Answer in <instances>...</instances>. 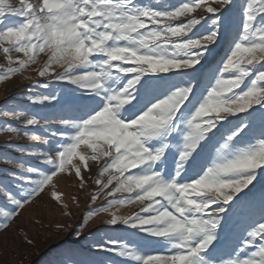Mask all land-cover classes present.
Instances as JSON below:
<instances>
[{
    "label": "snow or ice",
    "instance_id": "obj_1",
    "mask_svg": "<svg viewBox=\"0 0 264 264\" xmlns=\"http://www.w3.org/2000/svg\"><path fill=\"white\" fill-rule=\"evenodd\" d=\"M234 7L0 0V82L34 73L23 77L28 105L6 97L0 106L8 118L0 134L21 154H0L10 166L0 169V228L50 185L60 201L53 179L74 171L81 189L94 185L96 205L76 238L102 215L100 224L139 236L97 239V251L120 258L110 264H264V196L248 202L254 210L227 241L222 235L240 194L264 177V0H242L226 34ZM62 84L72 87L62 93L54 87ZM130 206L136 211L119 214Z\"/></svg>",
    "mask_w": 264,
    "mask_h": 264
},
{
    "label": "rangeland",
    "instance_id": "obj_2",
    "mask_svg": "<svg viewBox=\"0 0 264 264\" xmlns=\"http://www.w3.org/2000/svg\"><path fill=\"white\" fill-rule=\"evenodd\" d=\"M235 7L229 14L226 21V34L230 33L239 23L240 5L242 0H234ZM227 44H223L217 49V55L209 59L212 64L214 59L223 54ZM5 63L4 58L0 57V64ZM207 69V66H206ZM34 75L31 71H26L22 75H18L10 81L0 82V106L4 104L7 97L12 104L28 105L26 98L25 86L29 83L23 77ZM56 90L63 93L64 89H70L72 86L67 84L55 85ZM41 92L51 91L39 90ZM67 98V97H66ZM34 110H38L39 106H32ZM8 119L0 117V121ZM259 123V115L257 117ZM10 134H0V154L9 153L12 157L21 155L7 145ZM13 144L30 143L28 140H13ZM93 174L96 169L89 163ZM10 167L2 162L0 156V169ZM85 178L88 172L83 171ZM3 173L0 172V178ZM53 184L55 191L61 194V200L56 201L52 196L53 188L48 186L32 203L20 210V214L9 225L7 230L0 228V264H110L111 261H118V257L111 253L97 251L93 245L96 240L105 236V234L113 238H124L126 240H136L139 236L135 234V230L127 229L121 226L113 229L106 225L100 224L101 220H106L107 215L94 218L89 226L84 229L83 235L76 238L73 234L76 226L81 222V217L96 205H89V194L93 190L94 185L91 181L84 189L80 188V182L75 176L74 171L69 175L61 173L54 177ZM240 195L244 197L240 205L232 213V218L223 226L222 235L227 241L235 229V224L242 220L246 215L254 210L248 207L249 201L258 204L260 198L264 196V177L258 176L253 185L249 189H245ZM100 203L97 201V204ZM66 204L67 209L62 205ZM10 210V209H9ZM115 211V209H113ZM136 211V206L122 207L119 210L121 215H129ZM71 212V216L66 215ZM71 227H68V226ZM94 225H100V231L95 232ZM58 226H65L63 228ZM89 230H93L95 234L88 237ZM86 237H88L86 239ZM159 247L149 251H157Z\"/></svg>",
    "mask_w": 264,
    "mask_h": 264
}]
</instances>
